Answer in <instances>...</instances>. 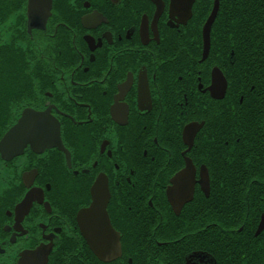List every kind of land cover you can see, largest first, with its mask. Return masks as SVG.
<instances>
[{"label": "flooded vegetation", "instance_id": "af4514ba", "mask_svg": "<svg viewBox=\"0 0 264 264\" xmlns=\"http://www.w3.org/2000/svg\"><path fill=\"white\" fill-rule=\"evenodd\" d=\"M220 8L221 0H37L29 30L26 0L14 31L0 30V42L36 66L14 100L0 101V142L28 113L21 138L52 143L26 144L8 160L0 152V195L9 197L0 264H258V201L243 193L233 213L215 202L219 178L235 171L230 90L242 65L215 43ZM98 184L104 199L94 204ZM223 216L230 232L218 233ZM247 216L241 233L235 221Z\"/></svg>", "mask_w": 264, "mask_h": 264}, {"label": "trees", "instance_id": "16d2710c", "mask_svg": "<svg viewBox=\"0 0 264 264\" xmlns=\"http://www.w3.org/2000/svg\"><path fill=\"white\" fill-rule=\"evenodd\" d=\"M25 2L0 0V30L7 25L9 31H14ZM214 37L216 44L225 43L228 46L232 56L230 61H241L243 65H236L237 75L232 77L230 90L231 98H235L230 122L234 125L231 131L236 133L233 136L236 149L234 147L230 154L229 164L230 169L235 171L219 178L215 202L221 212H237L243 203L240 196L244 193L245 202L258 201L259 224L264 215V82L260 81V76L264 75V0H221ZM27 57L28 53L20 50L15 43L0 42V92L8 95L5 98L0 96V101L14 100L19 91L17 81L35 72L36 66L26 63ZM242 70L246 75L244 78L238 75ZM24 82L29 83L30 79H24ZM242 97L243 101H240ZM1 117H4L3 113H0ZM242 187L244 192L240 190ZM3 196L0 195V210L1 204L9 200V197L4 199ZM250 208L246 206L247 210ZM221 221L216 232H230V220L223 216ZM249 221L248 216L235 221L236 226L244 224L245 230L241 233L246 231ZM255 226L254 223L251 236L257 246L253 248L258 251V264H264V230L254 237Z\"/></svg>", "mask_w": 264, "mask_h": 264}, {"label": "water", "instance_id": "95a60500", "mask_svg": "<svg viewBox=\"0 0 264 264\" xmlns=\"http://www.w3.org/2000/svg\"><path fill=\"white\" fill-rule=\"evenodd\" d=\"M36 2H37V0H29V9H28V15H29V18H30V20H29V30H31V26H32V24H31V16L33 14V5ZM215 13H213L209 17L208 22L206 23V25L204 27V35H205L204 37H205L206 50L208 49V31L210 29L211 24L213 23V21L215 19V16H216ZM31 115H33L34 117L43 115L44 117L46 116L50 120L54 121V118L50 114H47V113L38 114V113L35 112L34 114H31ZM28 118H29V114L25 113L23 118L15 126H13L9 130V132L4 136V138L0 142V152H1V156L4 159L8 160V159L13 158L16 155H19L20 153H22V151H23L24 147L26 146V144H29V143H31L32 145H39L40 144L42 146H50V145H52L51 142H47V143L39 142L38 139L41 138V136H38V139L36 141H34V142L30 139L32 137L28 138L26 136H23L21 138V135L25 131V128L26 129H28V128L30 129V127H27V124H26V121L28 120ZM45 125L46 124L40 125L39 132H41L42 127H44ZM52 127H53V133H54V136H55L56 130H55L53 125H52ZM50 130H51V128H50ZM24 203L25 204H29L30 200L26 199V200L23 201L22 204H24ZM94 204H97V202L95 201ZM96 209H97V207L95 205V210ZM103 218L105 219L104 216H103ZM106 221H107V216H106ZM263 230H264V216H263L262 220L260 221L255 234L259 235Z\"/></svg>", "mask_w": 264, "mask_h": 264}, {"label": "snow or ice", "instance_id": "6c2138e0", "mask_svg": "<svg viewBox=\"0 0 264 264\" xmlns=\"http://www.w3.org/2000/svg\"><path fill=\"white\" fill-rule=\"evenodd\" d=\"M89 19L92 20L94 23L98 22L97 18H95V17H90ZM38 119L43 120V117H40ZM41 131L44 134H48L49 129L47 128V126H44V127H42ZM183 175H185V174L182 173V176ZM192 175H194V173H189V174H187L186 178L190 180ZM34 198H37V199L40 198V193H35ZM95 199H96L97 204H100L104 199V191H103V188L99 184L97 185V190L95 192ZM93 212H95V205L92 207V209H90V211L88 213H85V215H91ZM196 261H197L196 257L190 258V264H194V262H196ZM198 264H204V259L202 257L199 258Z\"/></svg>", "mask_w": 264, "mask_h": 264}, {"label": "rangeland", "instance_id": "374dc122", "mask_svg": "<svg viewBox=\"0 0 264 264\" xmlns=\"http://www.w3.org/2000/svg\"><path fill=\"white\" fill-rule=\"evenodd\" d=\"M1 185V184H0Z\"/></svg>", "mask_w": 264, "mask_h": 264}]
</instances>
